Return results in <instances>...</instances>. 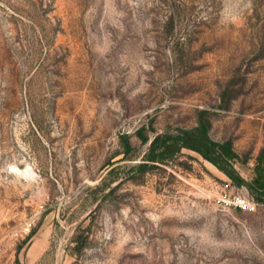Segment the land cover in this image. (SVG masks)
I'll use <instances>...</instances> for the list:
<instances>
[{"label": "rangeland", "instance_id": "rangeland-1", "mask_svg": "<svg viewBox=\"0 0 264 264\" xmlns=\"http://www.w3.org/2000/svg\"><path fill=\"white\" fill-rule=\"evenodd\" d=\"M201 111L251 180L264 0H0V264H264V203L199 153L132 172Z\"/></svg>", "mask_w": 264, "mask_h": 264}, {"label": "trees", "instance_id": "trees-1", "mask_svg": "<svg viewBox=\"0 0 264 264\" xmlns=\"http://www.w3.org/2000/svg\"><path fill=\"white\" fill-rule=\"evenodd\" d=\"M206 113L207 111L200 112L198 124L193 128H181L175 133L166 130L158 133L153 139L144 133V129H140L137 135L144 143H149V146L143 161L133 166L132 172L147 174L174 159L183 149H190L225 173L235 185L247 187L258 202L264 203V154L259 157L251 180L243 178L236 168V163H244L245 160L235 151L232 140L212 139L211 123L206 118ZM122 139L127 155L131 149L129 137L123 136ZM34 233L35 230H32L28 237Z\"/></svg>", "mask_w": 264, "mask_h": 264}, {"label": "built area", "instance_id": "built-area-1", "mask_svg": "<svg viewBox=\"0 0 264 264\" xmlns=\"http://www.w3.org/2000/svg\"><path fill=\"white\" fill-rule=\"evenodd\" d=\"M238 205L240 206H244L246 203V200H244L243 198H238L237 202Z\"/></svg>", "mask_w": 264, "mask_h": 264}]
</instances>
